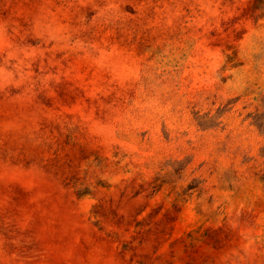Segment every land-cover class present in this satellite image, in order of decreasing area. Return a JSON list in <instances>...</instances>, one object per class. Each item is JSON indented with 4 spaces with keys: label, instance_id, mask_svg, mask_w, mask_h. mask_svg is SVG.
<instances>
[{
    "label": "rangeland",
    "instance_id": "rangeland-1",
    "mask_svg": "<svg viewBox=\"0 0 264 264\" xmlns=\"http://www.w3.org/2000/svg\"><path fill=\"white\" fill-rule=\"evenodd\" d=\"M0 264H264V0H0Z\"/></svg>",
    "mask_w": 264,
    "mask_h": 264
}]
</instances>
